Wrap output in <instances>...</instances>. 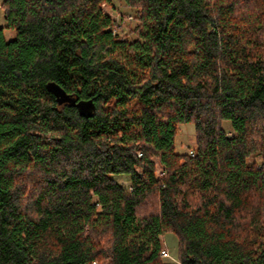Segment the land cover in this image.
<instances>
[{"label":"trees","instance_id":"trees-1","mask_svg":"<svg viewBox=\"0 0 264 264\" xmlns=\"http://www.w3.org/2000/svg\"><path fill=\"white\" fill-rule=\"evenodd\" d=\"M123 1L1 5L0 264H264V0Z\"/></svg>","mask_w":264,"mask_h":264},{"label":"rangeland","instance_id":"rangeland-1","mask_svg":"<svg viewBox=\"0 0 264 264\" xmlns=\"http://www.w3.org/2000/svg\"><path fill=\"white\" fill-rule=\"evenodd\" d=\"M4 0H0V27H6V21L4 19V13L1 9V5ZM104 11L112 16L117 22V30L115 32L121 37H128L132 39L131 32L137 25L136 14L134 10L129 9L123 0H112L111 5H103ZM5 38L7 41H12L16 38V33L12 30L5 29ZM224 129L233 134L229 122H224ZM196 147V130L194 125H182L179 128L178 135L176 137V150L180 154H191ZM254 161L261 162V157L257 156L254 160L250 159V163ZM160 170V169H159ZM114 179L122 185L125 189L129 190L131 183L129 177L116 176ZM179 241L174 233H168L163 238L164 250L170 255L169 258L164 260L167 262H177Z\"/></svg>","mask_w":264,"mask_h":264},{"label":"built area","instance_id":"built-area-1","mask_svg":"<svg viewBox=\"0 0 264 264\" xmlns=\"http://www.w3.org/2000/svg\"><path fill=\"white\" fill-rule=\"evenodd\" d=\"M162 258L165 259V258H169L170 255L168 254V252L166 250H163L162 251ZM94 264H108V263H99V262H95Z\"/></svg>","mask_w":264,"mask_h":264}]
</instances>
